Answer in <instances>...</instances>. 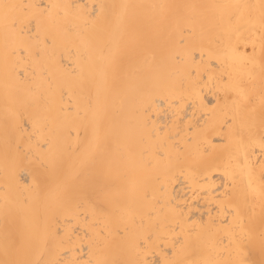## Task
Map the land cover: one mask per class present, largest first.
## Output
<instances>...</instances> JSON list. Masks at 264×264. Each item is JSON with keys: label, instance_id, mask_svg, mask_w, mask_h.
<instances>
[{"label": "bare ground", "instance_id": "bare-ground-1", "mask_svg": "<svg viewBox=\"0 0 264 264\" xmlns=\"http://www.w3.org/2000/svg\"><path fill=\"white\" fill-rule=\"evenodd\" d=\"M0 264H264V0H0Z\"/></svg>", "mask_w": 264, "mask_h": 264}]
</instances>
